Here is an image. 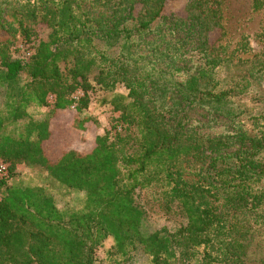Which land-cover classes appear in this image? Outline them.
<instances>
[{"label": "trees", "instance_id": "1", "mask_svg": "<svg viewBox=\"0 0 264 264\" xmlns=\"http://www.w3.org/2000/svg\"><path fill=\"white\" fill-rule=\"evenodd\" d=\"M165 1L126 0L139 6L132 17L133 41L140 42V35L154 32L152 24L163 19L160 12ZM186 1L194 5V0ZM202 1L214 4V0ZM107 3L0 0V31L10 33L13 39L28 42L31 26L38 23L49 29L46 40L31 46L28 60L12 55L11 40H0V162L5 165V174L0 176V264H5L8 250L21 246L26 237L39 239L34 248L37 264H92V253L105 237L112 239L115 252L123 257L129 248L139 247L150 264L174 262L178 241L194 254L201 247L204 264H264V257L251 251L246 242L251 228L264 230V186H260L264 179V129L254 132L249 124L236 119L244 110L240 111L232 95L207 91L212 83L208 70L198 68L183 89L177 90L178 95L166 102L163 91L157 90L156 82L138 62L141 54L126 50L127 44L116 54L99 50L102 26L85 8ZM210 11L213 17L212 6ZM122 33L125 40L130 39L125 28ZM148 45L150 50L158 49L151 50L156 57L172 47ZM67 60L70 83L62 88L59 63ZM25 69L27 78L19 84ZM92 72L103 89L119 82L127 90L126 95L116 94L108 102L117 116L103 135L93 137L89 151L67 149L51 161L42 150L50 136L51 119L64 110L71 109L78 116L86 109L87 79ZM77 88L81 95L75 97L71 94ZM181 103L214 104L213 111L228 120L223 131L207 134L205 125L195 131L183 113L177 114ZM28 108H45L47 112L32 119L27 116ZM76 116L71 121L75 130L84 131L95 124L90 117ZM132 139L139 150L140 170L158 169L166 185L175 179V187L167 194L178 206L184 225L172 238L142 233V213L133 205L130 191L117 184L115 151L125 149ZM206 153L214 156L213 164L205 166ZM190 161L196 166L194 185L173 177V172L183 171V163ZM19 164L38 167L59 185L83 192V210L66 215L41 189L13 186ZM22 229L27 230L26 236Z\"/></svg>", "mask_w": 264, "mask_h": 264}, {"label": "rangeland", "instance_id": "2", "mask_svg": "<svg viewBox=\"0 0 264 264\" xmlns=\"http://www.w3.org/2000/svg\"><path fill=\"white\" fill-rule=\"evenodd\" d=\"M107 2L105 6L99 4L85 8V11L102 26L99 31L102 35L98 40L99 50H104L107 54H116L123 44H125L123 50L127 44L126 50L141 54L142 58L138 59V62L156 82L157 90L163 91L166 102L169 97L178 95L177 90L183 89L184 82L195 75L198 68L208 70L212 79L211 85L213 82L217 84L213 88L210 85L207 91L213 94L222 92L232 95L233 101L239 109L241 108L240 111L244 110V114L237 118L235 116L238 112H235L233 118L249 124V128L254 132L264 129V0H214L213 5L208 2L205 5L202 0H194L193 6L189 4L190 2L186 4V0H166L160 12L163 19L152 24L155 25L152 34L140 35V42L132 40L136 36L132 17H136L139 6L126 0ZM211 6L215 9L213 17ZM122 28L131 33L130 39H124ZM48 32L49 29L44 24L38 23L31 26L29 43L21 41L20 38L13 39L10 33L5 31H0V40H11L12 55L24 56L27 59L33 49L31 46L46 40ZM147 43L158 46L159 49L163 47L160 46L161 43H164V47L170 45L172 47L170 46L162 57H156L151 50L158 49L150 50ZM69 64V60L59 63L58 82L62 88L70 83ZM27 72L25 69L20 75L19 84L27 78ZM97 80L95 72L88 76L87 83L90 87L86 93L87 107L78 116L69 109L52 117L49 124L50 136L42 144V150L49 160H55L67 149L86 153L92 147L93 137L103 135L109 128L110 120L117 116V112L112 111L108 102L116 94L126 95L127 90L119 82L113 87L103 89L97 84ZM75 82L79 83L80 80L76 78ZM71 95L80 96V89L77 88ZM50 99L51 96H48V103ZM1 102L0 92V104ZM214 106L207 103L191 106L181 103L183 112L181 108L177 114L183 113L195 131L199 130L197 126L205 125L208 126L204 129L207 134L214 130L221 132L228 120L216 114L213 111ZM46 112L45 108L26 110L27 116L32 119H40ZM75 116L90 117L95 124L84 131L75 130L71 127V121ZM115 153L117 184L121 189L130 191L133 205L142 213V233H157L169 238L176 236L182 229L184 220L178 206L167 194L171 187H175V179L166 185L162 174L157 173L158 169L148 167L140 170L139 150L135 139H132L125 149ZM213 157L206 153L205 166L213 164ZM193 162H184V170L176 174L173 172V177H179L180 181L187 180L188 184L194 185L196 178L192 176V171L196 166ZM15 172L11 182L13 186L41 189L52 199L56 209L66 215L83 210L85 194L59 185L44 170L19 164L15 167ZM260 186H264V179ZM22 232L26 236L27 230L22 229ZM248 233L250 236L246 242L249 248L251 251L257 250L260 257H264V230L253 227ZM259 236L260 238H257ZM225 238L226 236H223L222 239ZM38 245L39 239L26 237L21 246L8 250L5 264H37L34 248ZM217 247L218 244L215 243V248ZM174 250L176 260L171 264H204L200 257L201 247L196 249L194 254L178 241ZM191 254H194V257L190 256ZM92 261V264H150L149 258L139 247L129 248L124 257L120 256L115 252L110 237L102 239L100 245L94 249Z\"/></svg>", "mask_w": 264, "mask_h": 264}, {"label": "built area", "instance_id": "3", "mask_svg": "<svg viewBox=\"0 0 264 264\" xmlns=\"http://www.w3.org/2000/svg\"><path fill=\"white\" fill-rule=\"evenodd\" d=\"M5 174V165L0 162V176Z\"/></svg>", "mask_w": 264, "mask_h": 264}]
</instances>
